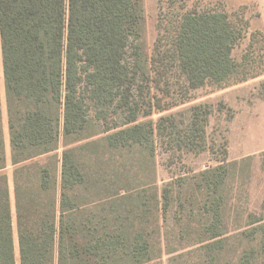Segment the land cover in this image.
I'll return each instance as SVG.
<instances>
[{"label":"trees","instance_id":"obj_1","mask_svg":"<svg viewBox=\"0 0 264 264\" xmlns=\"http://www.w3.org/2000/svg\"><path fill=\"white\" fill-rule=\"evenodd\" d=\"M246 9L163 0L148 53L143 0H0V264L190 255L193 264H264V219L248 208L252 159L159 186L157 140L172 152H205L210 109L148 119L185 101H163L172 73L192 91L236 72ZM257 35L253 77L264 71Z\"/></svg>","mask_w":264,"mask_h":264},{"label":"rangeland","instance_id":"obj_2","mask_svg":"<svg viewBox=\"0 0 264 264\" xmlns=\"http://www.w3.org/2000/svg\"><path fill=\"white\" fill-rule=\"evenodd\" d=\"M162 1L143 0L144 40L148 53L151 52L156 38L158 12ZM213 1H218L219 7L228 13L247 7L244 16L249 19L248 34L232 51V58L238 64V69L221 84L205 85L192 91L187 90L185 80L179 74L172 73L169 75L172 78L163 79L169 83L168 96H164L163 101L171 103L177 98L185 101L163 112L153 113L148 119L156 122L161 116L178 115L177 118L180 120V113L187 112L193 106L204 104L209 106L210 116L206 127L208 148L203 153L172 152L167 149L162 140H157L155 157L157 182L159 186H162L174 177L197 173L223 160L232 162L249 157L252 159V164L247 186L248 208L257 217L264 219V71L261 76L253 77L259 71V64L255 58L254 49L249 47L251 40L259 39L257 32H264V0ZM256 13H259V19L255 17ZM1 95L7 154V166L4 173L12 191L13 168L10 163L3 92ZM60 152L61 149L57 151L58 154ZM40 160L44 161L45 157ZM11 204L15 231L13 199ZM195 258L190 255L170 263L169 257L164 256L162 263L193 264Z\"/></svg>","mask_w":264,"mask_h":264},{"label":"crops","instance_id":"obj_3","mask_svg":"<svg viewBox=\"0 0 264 264\" xmlns=\"http://www.w3.org/2000/svg\"><path fill=\"white\" fill-rule=\"evenodd\" d=\"M262 17H263V14H262Z\"/></svg>","mask_w":264,"mask_h":264}]
</instances>
